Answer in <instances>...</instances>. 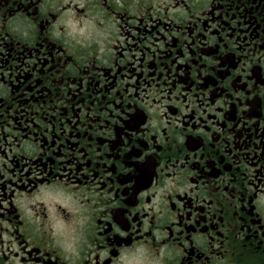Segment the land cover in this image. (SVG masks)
<instances>
[{
  "label": "flooded vegetation",
  "instance_id": "1",
  "mask_svg": "<svg viewBox=\"0 0 264 264\" xmlns=\"http://www.w3.org/2000/svg\"><path fill=\"white\" fill-rule=\"evenodd\" d=\"M0 264H264V0H0Z\"/></svg>",
  "mask_w": 264,
  "mask_h": 264
}]
</instances>
